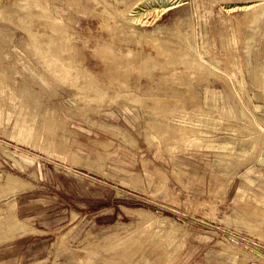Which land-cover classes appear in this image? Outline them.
<instances>
[{
    "label": "rangeland",
    "instance_id": "374dc122",
    "mask_svg": "<svg viewBox=\"0 0 264 264\" xmlns=\"http://www.w3.org/2000/svg\"><path fill=\"white\" fill-rule=\"evenodd\" d=\"M0 264H264V0H0Z\"/></svg>",
    "mask_w": 264,
    "mask_h": 264
}]
</instances>
